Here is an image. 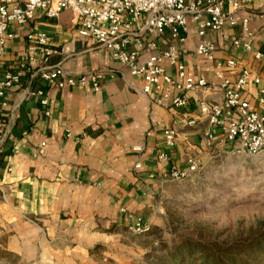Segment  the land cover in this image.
Listing matches in <instances>:
<instances>
[{
  "label": "crops",
  "instance_id": "obj_1",
  "mask_svg": "<svg viewBox=\"0 0 264 264\" xmlns=\"http://www.w3.org/2000/svg\"><path fill=\"white\" fill-rule=\"evenodd\" d=\"M239 13L237 26L205 38H199L193 22L184 42H175L168 32L146 35L145 44L158 45L155 50L145 48L142 55L159 54L174 45L194 78L215 81L214 64L195 54L197 46L208 41L216 46L217 61L237 62L236 70L226 73L233 82L242 69H248L264 87V60L255 58L257 52L264 54V0H253ZM245 20L252 34L251 51L234 46L244 37ZM80 26L71 10L57 19L38 11L29 24L10 28L13 38L0 54V86L5 74L18 73L19 65L29 58L26 36L32 31L45 33L57 51L51 66L60 65L73 76L97 71L105 76L101 90L95 92L90 86L58 89L37 73H23L21 82L0 97V232L8 235L11 250L16 248L11 245L14 241L26 242L37 252L52 255L59 239H87L100 235L104 225H129L145 213L151 189L167 169L187 164L191 153L200 152L197 145H224L219 132L208 145L204 133L209 123L199 109L204 97L222 104L219 87L208 94H189L185 109L162 107L158 94L142 92L141 78L132 76L96 40L80 36ZM165 66L175 76L174 68L167 62ZM258 90L254 84L247 88L245 97L253 105ZM186 119H195L196 125L188 126ZM166 129L178 133L173 149L165 147ZM162 152L168 154V163L157 161Z\"/></svg>",
  "mask_w": 264,
  "mask_h": 264
},
{
  "label": "built area",
  "instance_id": "obj_2",
  "mask_svg": "<svg viewBox=\"0 0 264 264\" xmlns=\"http://www.w3.org/2000/svg\"><path fill=\"white\" fill-rule=\"evenodd\" d=\"M253 0H3L0 4V54L13 38L10 28L13 25L25 26L35 19L38 11L44 12L50 19H57L66 10H71L79 21V34L93 38L100 47L110 52L112 58L127 67L132 76L144 81V94L159 95L158 104L162 107L185 109L189 105V94L211 93L219 87L222 104L208 101L205 97L200 101V115L208 120L209 128L204 133L208 145L215 142V132L221 135V143L230 146L235 154L248 153L256 155L264 152V87H260L261 79L255 77L248 69H242L233 82L226 73L237 68V62L228 59L217 61L216 46L202 41L196 48L199 58L214 64L215 81L194 78L187 67L179 59L176 46H169L159 54L144 57L145 48L157 49L154 41L144 43L146 35L162 36L168 32L175 42H184L183 35L189 31L190 22L196 26L199 38L209 33H217L227 26L239 24L238 14L248 8ZM244 37L236 40V48L251 51L252 34L248 29V21L242 22ZM30 43L29 58L19 65L18 73L5 74L0 86V97L6 90L21 82L23 73H37L40 78L58 89L67 87L90 86L95 92L102 87V72H87L73 76L62 66H51V58L57 54L50 46L49 38L42 32H29L26 36ZM134 47L136 49H134ZM37 53L40 57L37 56ZM257 60H264V54L255 53ZM175 70V76L169 74L165 63ZM250 84L259 86L255 105L246 97ZM39 95H43L39 92ZM46 106L47 99L41 100ZM6 104H4L5 106ZM49 116L50 113L47 112ZM187 125H196L195 119H186ZM167 149L177 145L178 133L174 129L163 132ZM141 152V148H135ZM166 152L158 155L159 163H168ZM187 168L170 167L163 174L166 182H177L188 178L198 171L199 164L195 158H188ZM142 168L141 164L135 166ZM130 231L136 235H145L152 230L142 218H135Z\"/></svg>",
  "mask_w": 264,
  "mask_h": 264
},
{
  "label": "rangeland",
  "instance_id": "obj_3",
  "mask_svg": "<svg viewBox=\"0 0 264 264\" xmlns=\"http://www.w3.org/2000/svg\"><path fill=\"white\" fill-rule=\"evenodd\" d=\"M197 147L200 152L191 153L199 164L196 173L177 182L161 177L151 189V207L136 217L149 224V233L136 235L127 223L104 225L100 235L57 240L51 255L26 242L14 241L11 250L1 231L0 264H172L185 239L233 244L264 234V152L239 155L226 145Z\"/></svg>",
  "mask_w": 264,
  "mask_h": 264
},
{
  "label": "trees",
  "instance_id": "obj_4",
  "mask_svg": "<svg viewBox=\"0 0 264 264\" xmlns=\"http://www.w3.org/2000/svg\"><path fill=\"white\" fill-rule=\"evenodd\" d=\"M171 261L172 264H264V234L233 244L185 239L175 249Z\"/></svg>",
  "mask_w": 264,
  "mask_h": 264
}]
</instances>
